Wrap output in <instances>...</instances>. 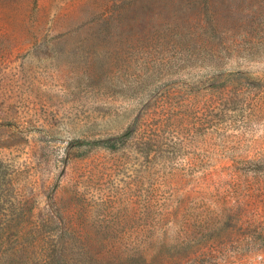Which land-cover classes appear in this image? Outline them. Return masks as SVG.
Masks as SVG:
<instances>
[{
	"label": "rangeland",
	"instance_id": "374dc122",
	"mask_svg": "<svg viewBox=\"0 0 264 264\" xmlns=\"http://www.w3.org/2000/svg\"><path fill=\"white\" fill-rule=\"evenodd\" d=\"M30 161L75 233L178 205L195 249L264 264V0H0V162ZM25 181L0 217L41 216Z\"/></svg>",
	"mask_w": 264,
	"mask_h": 264
},
{
	"label": "trees",
	"instance_id": "16d2710c",
	"mask_svg": "<svg viewBox=\"0 0 264 264\" xmlns=\"http://www.w3.org/2000/svg\"><path fill=\"white\" fill-rule=\"evenodd\" d=\"M135 126L128 128L120 140L128 137ZM109 140H73L72 146L96 145ZM114 146V145H109ZM24 178L25 191L31 195L19 200L17 210L27 214L30 198L36 193L44 196L41 216L0 217V264H211L227 262L228 256L214 250L195 249L197 237L188 225L174 221L179 206L159 212L150 222L147 234L132 236L92 235L75 233L74 224L65 218L56 203V187L43 182L36 172V163L30 161L16 169L0 162V194L9 192L17 179ZM48 230V231H47ZM182 230H185L182 232ZM219 262V263H218Z\"/></svg>",
	"mask_w": 264,
	"mask_h": 264
}]
</instances>
